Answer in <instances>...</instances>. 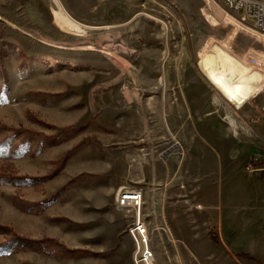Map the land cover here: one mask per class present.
<instances>
[{
	"label": "rangeland",
	"instance_id": "374dc122",
	"mask_svg": "<svg viewBox=\"0 0 264 264\" xmlns=\"http://www.w3.org/2000/svg\"><path fill=\"white\" fill-rule=\"evenodd\" d=\"M68 1L84 35L54 26L51 0H0V264L133 254L107 240L129 236L122 188L143 190L156 264H244L241 204L261 255L264 37L217 0ZM83 197L121 223L76 221Z\"/></svg>",
	"mask_w": 264,
	"mask_h": 264
},
{
	"label": "crops",
	"instance_id": "0c3cea01",
	"mask_svg": "<svg viewBox=\"0 0 264 264\" xmlns=\"http://www.w3.org/2000/svg\"><path fill=\"white\" fill-rule=\"evenodd\" d=\"M66 3H64V0H60V2L62 3L63 7L65 8L66 12L72 16L73 18H80V14L79 11H77L76 7L74 5H72L68 0H65ZM83 15H81L82 17ZM226 124L229 125L228 122H226ZM264 169V167L262 168ZM97 191H100L99 188L96 189ZM116 190V189H115ZM115 190L112 189L111 192H109V195H114ZM88 194V193H87ZM144 195V194H143ZM258 198H259V202L257 203L256 208H258L260 210V218L262 219V221H264V186L263 188L259 191L258 194ZM92 200L90 198H80V199H75L73 203H75V205H77V209H76V213L73 214V218H75L76 221L78 222H83L85 220H87L86 218H90L92 215L96 214L95 216L97 217L96 219H106V220H111V222H116V223H121V218H122V214L121 212H119L117 209L114 208V204L113 203H109V204H102L101 208H95V205L91 202ZM117 207V206H116ZM255 207V206H254ZM249 205L248 204H241L239 210L243 212V214L241 215V220L239 221V224L237 225L238 228H236L235 230H233L232 235H234V239L236 241V245H237V249H240V252L236 254V257L238 259H240L244 264H264V244L262 247V251L263 253L261 255H259V253L257 254V250L255 246H253L252 244V240L250 237V232H249V226L250 223L246 222L244 219L245 216V212L249 209ZM93 217V216H92ZM217 217V216H216ZM147 224V223H146ZM148 226V224H147ZM123 226L121 224H119L117 226V230H115L117 232V235H111L110 239H107L106 237L103 239H107L110 241H114V242H123L125 248H128V244L131 243V240L129 238V236H124L123 235V231L122 228ZM149 229V226H148ZM85 239V240H84ZM82 240L86 241L88 239L84 238ZM245 246H249V248L252 249V253H248L246 252L247 250L245 248ZM94 254H97L98 256L94 257V256H86L84 254L78 255L75 260H70V261H61V260H55L54 262H52V264H107V262L105 261L107 258H111L113 257L115 260L118 259L117 255H124L127 259H128V263L127 264H132L131 261H129L133 254L131 253V251L129 250H124V251H118V252H114L113 256H108L107 254H105V252H101V251H94L92 252ZM242 255H246L249 256L250 258H252V261L246 260L244 258H242ZM122 258V256H120ZM115 264V263H114Z\"/></svg>",
	"mask_w": 264,
	"mask_h": 264
},
{
	"label": "built area",
	"instance_id": "2783aa9c",
	"mask_svg": "<svg viewBox=\"0 0 264 264\" xmlns=\"http://www.w3.org/2000/svg\"><path fill=\"white\" fill-rule=\"evenodd\" d=\"M227 9L242 14L241 21H251L256 33L264 37V0H217ZM120 204L122 210L133 211V222L128 230L134 246L135 264H156L155 253L151 247L148 226L142 215L144 205L143 190L139 188H122Z\"/></svg>",
	"mask_w": 264,
	"mask_h": 264
},
{
	"label": "bare ground",
	"instance_id": "6f19581e",
	"mask_svg": "<svg viewBox=\"0 0 264 264\" xmlns=\"http://www.w3.org/2000/svg\"><path fill=\"white\" fill-rule=\"evenodd\" d=\"M51 2L54 6V9L52 11L53 24L58 30L65 34H75L78 36L84 35L86 33L85 25L75 20L72 16L68 14L60 0H51ZM103 38L104 41L112 40V37H110L109 35H106ZM88 49L91 50L92 47H88ZM101 53H103L104 56L115 66H118L120 68L126 67V63L118 59V57H116L114 53H111L109 51H102ZM130 74L135 78V74H133L132 71H130ZM121 195L122 190H120L116 199L117 208L120 210H122V206L120 204ZM133 264H135V260H133Z\"/></svg>",
	"mask_w": 264,
	"mask_h": 264
},
{
	"label": "trees",
	"instance_id": "16d2710c",
	"mask_svg": "<svg viewBox=\"0 0 264 264\" xmlns=\"http://www.w3.org/2000/svg\"><path fill=\"white\" fill-rule=\"evenodd\" d=\"M241 257L244 258V259H246V260H249V261H252L253 260L252 258H250L249 256H246V255H242Z\"/></svg>",
	"mask_w": 264,
	"mask_h": 264
}]
</instances>
